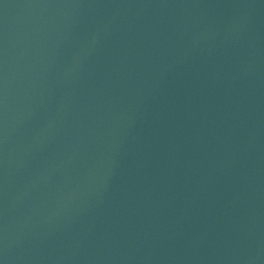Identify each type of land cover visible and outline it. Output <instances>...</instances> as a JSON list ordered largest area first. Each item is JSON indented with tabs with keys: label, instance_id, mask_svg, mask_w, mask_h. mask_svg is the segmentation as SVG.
I'll return each mask as SVG.
<instances>
[{
	"label": "water",
	"instance_id": "95a60500",
	"mask_svg": "<svg viewBox=\"0 0 264 264\" xmlns=\"http://www.w3.org/2000/svg\"><path fill=\"white\" fill-rule=\"evenodd\" d=\"M0 264H264V0H0Z\"/></svg>",
	"mask_w": 264,
	"mask_h": 264
}]
</instances>
